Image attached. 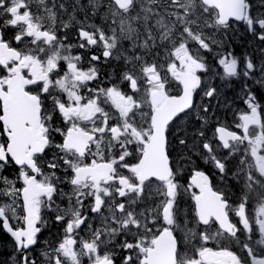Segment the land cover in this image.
<instances>
[{
  "label": "snow or ice",
  "instance_id": "1",
  "mask_svg": "<svg viewBox=\"0 0 264 264\" xmlns=\"http://www.w3.org/2000/svg\"><path fill=\"white\" fill-rule=\"evenodd\" d=\"M0 221L3 264H264V0H0Z\"/></svg>",
  "mask_w": 264,
  "mask_h": 264
},
{
  "label": "flooded vegetation",
  "instance_id": "2",
  "mask_svg": "<svg viewBox=\"0 0 264 264\" xmlns=\"http://www.w3.org/2000/svg\"><path fill=\"white\" fill-rule=\"evenodd\" d=\"M99 21L97 20V23ZM241 28L243 29V24L241 22ZM75 35V29H72L69 32V37H70V41H71V37H73ZM251 39V37L247 34H245L244 36L239 38V41L234 39L232 41L233 47L236 49V52L239 53L242 51L244 45L247 43V41ZM250 50V49H249ZM207 58L209 59V61L213 64L216 63L215 60L212 59V54L210 53H204ZM219 71L222 72V68H219ZM217 83H219V80L216 81ZM232 87L227 88L225 90V95L228 96L229 98H232L235 103L233 105V107H238V108H244L245 105L243 104V100L237 96L236 94L240 91L242 82L233 78L232 81ZM249 83H251V81H249ZM258 92H259V87L256 86ZM227 120L228 123L231 125L232 124V114L231 112H229L227 114ZM234 130V129H233ZM202 167H204V165H201ZM211 166L209 165L208 168H210ZM207 170V169H206ZM190 180V175H188L187 173H185V177L184 179L181 181V183H187ZM13 225H15V221H12ZM58 231V229L56 227H52L49 230L45 231L43 233V235L41 236V240H43L45 237H52L53 239L54 234ZM83 235V233H82ZM212 246V245H210ZM39 247V245L37 246V248ZM13 250V238L11 237V235L9 233L6 232V230H4L2 228V221H0V264H3V262L7 259V257L9 255H11V252ZM34 256L39 258V252L34 250ZM42 258L38 259V264H41ZM82 264H88V260L86 257L83 258Z\"/></svg>",
  "mask_w": 264,
  "mask_h": 264
}]
</instances>
